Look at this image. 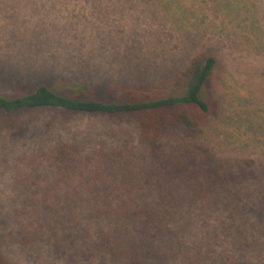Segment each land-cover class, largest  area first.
Returning <instances> with one entry per match:
<instances>
[{
  "label": "rangeland",
  "instance_id": "1",
  "mask_svg": "<svg viewBox=\"0 0 264 264\" xmlns=\"http://www.w3.org/2000/svg\"><path fill=\"white\" fill-rule=\"evenodd\" d=\"M200 53L218 59L217 107L197 142L218 160L226 194L187 221L177 257L169 252L164 264H264V0H0V97L46 84L113 100L121 87L176 76ZM58 148L89 163L84 176L94 185L112 183L115 201L149 203L160 194L145 192L159 164L130 116L0 110L1 262L116 264L100 245L104 221L86 231L62 210ZM75 183L83 184L79 176Z\"/></svg>",
  "mask_w": 264,
  "mask_h": 264
},
{
  "label": "trees",
  "instance_id": "2",
  "mask_svg": "<svg viewBox=\"0 0 264 264\" xmlns=\"http://www.w3.org/2000/svg\"><path fill=\"white\" fill-rule=\"evenodd\" d=\"M217 68V57L200 53L176 76L153 87H121L113 100L95 98L89 90L86 97H81L39 84L20 97H0V110L13 113L57 108L71 113L134 119L141 133V144L159 164L148 171L152 180L145 192L160 189L152 202L115 201L119 191H115L112 183L94 185L84 176L89 163L75 154L71 156V151L66 152L65 148L56 150L59 157L54 161L55 177L65 191L70 184L67 195L63 192L62 208L69 217L79 216L86 231H91L94 222L104 221L103 228L108 229H103L100 245L116 264H164L169 252L177 257L178 239L188 228L187 221L206 209L211 210L225 198L226 191L220 186L225 176L212 163L218 160L215 157L212 160L208 146L197 142L200 128L206 126L217 107L211 94ZM100 175L106 177V171ZM78 176L82 186L75 183ZM123 177V182L129 185L131 175L127 172ZM122 191V195L132 193L129 187ZM181 221L185 224L176 227ZM147 258L154 262L148 263Z\"/></svg>",
  "mask_w": 264,
  "mask_h": 264
}]
</instances>
